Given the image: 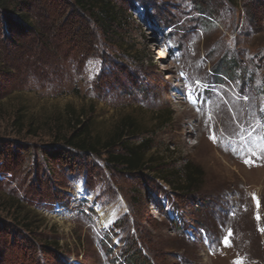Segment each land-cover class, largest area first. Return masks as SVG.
I'll list each match as a JSON object with an SVG mask.
<instances>
[{
    "label": "rangeland",
    "instance_id": "obj_1",
    "mask_svg": "<svg viewBox=\"0 0 264 264\" xmlns=\"http://www.w3.org/2000/svg\"><path fill=\"white\" fill-rule=\"evenodd\" d=\"M109 1L119 22L93 28L86 53L58 32L61 0H24L31 29L0 11V171L12 174L0 195L23 209L0 202V264H129L138 251L148 264H264V0ZM185 89L195 107L178 102ZM67 109L102 143L131 118L147 167L56 144ZM185 164L201 173L188 190ZM24 215L29 232L12 224Z\"/></svg>",
    "mask_w": 264,
    "mask_h": 264
},
{
    "label": "trees",
    "instance_id": "obj_2",
    "mask_svg": "<svg viewBox=\"0 0 264 264\" xmlns=\"http://www.w3.org/2000/svg\"><path fill=\"white\" fill-rule=\"evenodd\" d=\"M62 5H54L55 8H51L55 11V20L61 21L59 23V31H62L64 41H69L83 50V52H89L93 46L96 47V41L92 34V29L99 27L103 31V34H108V29L117 25L119 22L118 13L120 8H117L109 0H61ZM30 7L26 6L24 0H0V11L6 17L17 16L18 22L21 26L31 29L30 22L27 19V14ZM27 11V12H25ZM61 17V19H60ZM67 117L62 119L59 116L54 117L52 125L54 130L59 134L63 126L69 127V133L61 135V137L55 136L54 141L56 144H60L63 148H70L78 153L96 155L99 149L105 152L108 165L122 168L128 174H135L142 171L147 167L150 160L145 158V153L149 147L146 146L145 141L133 145L128 144V138L136 135L139 130V125L136 124L131 118H124L115 127L111 135L105 142H100L98 138L92 137L87 124L80 120L79 114L72 109H67ZM24 114L21 111L15 113L13 125L17 130L23 132L24 126ZM32 128V124L28 125ZM28 132L30 129H28ZM57 150L58 152H49L48 159L63 161V153H66L64 149ZM119 149V153H110L113 150ZM63 150V151H62ZM3 153L0 152V156ZM3 164V163H2ZM200 169L193 167L191 164H185L182 169L183 183L182 188L191 189L195 186L197 179L200 177ZM0 176H9L12 178L11 173L0 171ZM12 180V179H11ZM172 185V184H171ZM17 190V189H15ZM12 191V190H11ZM13 192V191H12ZM2 198V199H1ZM5 199L0 195V202ZM10 207L14 209L17 214H22L23 209L19 204V201L13 198L5 200ZM10 209V208H9ZM13 222L19 226L22 230L29 232L32 227V221L24 215L20 219H16L13 216ZM132 255V254H131ZM135 258H142L141 262H136L134 259L128 261L129 264H148L145 257H142L140 251L136 252ZM131 257V258H132Z\"/></svg>",
    "mask_w": 264,
    "mask_h": 264
},
{
    "label": "snow or ice",
    "instance_id": "obj_3",
    "mask_svg": "<svg viewBox=\"0 0 264 264\" xmlns=\"http://www.w3.org/2000/svg\"><path fill=\"white\" fill-rule=\"evenodd\" d=\"M209 138L211 140H213V142H216L215 135L210 136ZM251 156H257V153L253 151V152H251ZM242 159L246 165H251L253 163V161L250 157H242ZM253 200H256V197L254 194H253ZM257 206H259V205H257ZM256 218H257V220H259V216H257ZM259 230L261 232H264V229H259ZM231 236H232V232H231V230H229L227 235H225L223 237V239L220 241V243H222L224 247H231V241H230ZM211 246L212 245H210V247ZM233 264H244V262H243V259H237V260L233 261Z\"/></svg>",
    "mask_w": 264,
    "mask_h": 264
},
{
    "label": "bare ground",
    "instance_id": "obj_4",
    "mask_svg": "<svg viewBox=\"0 0 264 264\" xmlns=\"http://www.w3.org/2000/svg\"><path fill=\"white\" fill-rule=\"evenodd\" d=\"M185 86V85H184ZM181 94H182V98H180L179 96H177V100H178V102H182V101H184V102H189L193 107H195L190 101V93H189V89H185V90H182L181 91ZM190 100V101H189ZM78 189V191H80V189L79 188H77ZM99 215H100V223H101V225L102 226H104V227H106L107 225H108V223H109V218H105V217H103V215H101V213H99ZM106 217H108V216H106Z\"/></svg>",
    "mask_w": 264,
    "mask_h": 264
}]
</instances>
